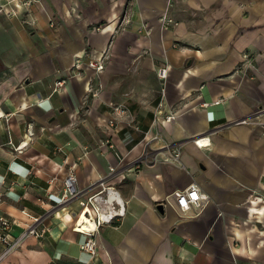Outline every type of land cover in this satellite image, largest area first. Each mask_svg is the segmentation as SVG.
<instances>
[{
    "label": "crops",
    "instance_id": "1",
    "mask_svg": "<svg viewBox=\"0 0 264 264\" xmlns=\"http://www.w3.org/2000/svg\"><path fill=\"white\" fill-rule=\"evenodd\" d=\"M71 170L125 202L94 258L60 200ZM0 193L12 239L46 229L0 264H264V0H0Z\"/></svg>",
    "mask_w": 264,
    "mask_h": 264
},
{
    "label": "built area",
    "instance_id": "2",
    "mask_svg": "<svg viewBox=\"0 0 264 264\" xmlns=\"http://www.w3.org/2000/svg\"><path fill=\"white\" fill-rule=\"evenodd\" d=\"M162 21L164 26H167L170 22L177 24L167 14L162 16ZM105 59L106 53L97 57L91 56L86 61L77 58L72 66L73 75H77L84 64L100 72L105 67ZM157 74L159 77L165 78L166 68L158 69ZM65 83L66 80L63 78L57 80L54 84V91L63 87ZM87 90H90V88L87 87ZM114 112L123 113L124 108L116 106ZM173 117V114L166 115L165 120L171 121ZM110 124L113 125V121H110ZM20 146L21 144L18 147ZM178 156L179 151L177 150L174 152V157ZM110 171H114V168L110 167ZM174 197L176 207L183 212L189 211L194 206H200L201 201L204 199V195L200 193L196 184H191L185 189L176 191ZM73 199H78L80 206L76 214L78 218L74 221L73 229L85 235V239L80 243V249L88 253L91 258H94L97 255L95 234L103 225H113L125 216V202L118 190L103 180L93 190L89 192L82 191L77 185L75 172L71 170L63 179L60 200L63 205H67ZM38 220L39 218H34V221L26 226L21 234L12 239L10 230L13 220L7 215H0V244L4 246L0 252V260L17 248L25 238L29 236L41 238L45 235L46 229L36 227L35 223Z\"/></svg>",
    "mask_w": 264,
    "mask_h": 264
},
{
    "label": "water",
    "instance_id": "3",
    "mask_svg": "<svg viewBox=\"0 0 264 264\" xmlns=\"http://www.w3.org/2000/svg\"><path fill=\"white\" fill-rule=\"evenodd\" d=\"M163 204H158V208L161 209Z\"/></svg>",
    "mask_w": 264,
    "mask_h": 264
},
{
    "label": "bare ground",
    "instance_id": "4",
    "mask_svg": "<svg viewBox=\"0 0 264 264\" xmlns=\"http://www.w3.org/2000/svg\"><path fill=\"white\" fill-rule=\"evenodd\" d=\"M77 218H78V216H76V219H77ZM76 219H75V220H76ZM81 229H82V228H81Z\"/></svg>",
    "mask_w": 264,
    "mask_h": 264
},
{
    "label": "rangeland",
    "instance_id": "5",
    "mask_svg": "<svg viewBox=\"0 0 264 264\" xmlns=\"http://www.w3.org/2000/svg\"><path fill=\"white\" fill-rule=\"evenodd\" d=\"M74 215H76V214H74Z\"/></svg>",
    "mask_w": 264,
    "mask_h": 264
}]
</instances>
